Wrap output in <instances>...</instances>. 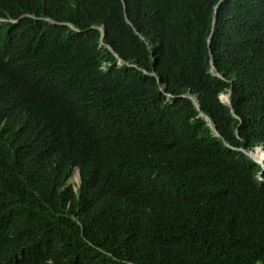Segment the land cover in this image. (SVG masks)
Segmentation results:
<instances>
[{
    "label": "trees",
    "instance_id": "trees-1",
    "mask_svg": "<svg viewBox=\"0 0 264 264\" xmlns=\"http://www.w3.org/2000/svg\"><path fill=\"white\" fill-rule=\"evenodd\" d=\"M215 4L0 0V264H264V0Z\"/></svg>",
    "mask_w": 264,
    "mask_h": 264
},
{
    "label": "water",
    "instance_id": "water-1",
    "mask_svg": "<svg viewBox=\"0 0 264 264\" xmlns=\"http://www.w3.org/2000/svg\"><path fill=\"white\" fill-rule=\"evenodd\" d=\"M219 1H220V0H216V4L213 6V10H212V11H213V15H214L215 7H216V5L219 3ZM213 19H214V18H213ZM69 25L73 27V25H71L70 23H69ZM102 34H103V29L100 30V36H101ZM114 54H115V53H114ZM115 55H116V54H115ZM116 56H117V55H116ZM117 58H119V57L117 56ZM208 73L211 74V75H214V76H220V77H222L221 74H220L219 72H217V71L215 70V68L213 67L212 59H211V58H209ZM230 88H231V86L228 87L227 91H226L225 93L221 94V95L219 96V98H220L222 101H224L225 103H227V104L229 105V110H230V112H231L234 116L238 117V116L233 112L232 107H231V103H230V100H229ZM223 95H224V96H223ZM194 102H195V104H196V101H195V100H194ZM199 114L202 115L205 119H207V123H208L209 127L214 131L215 134H217V130H216V128L213 126V124L210 122L209 118H208L206 115H204L201 111L199 112ZM257 147H259V146H257ZM243 151H244L247 155H249L253 160H255L256 162H258V163L260 164V166H261V167H260V170H262V169L264 168V164L262 163V161H261V160H258V159H256V158H254V157L250 154V149H248V150H243Z\"/></svg>",
    "mask_w": 264,
    "mask_h": 264
},
{
    "label": "rangeland",
    "instance_id": "rangeland-1",
    "mask_svg": "<svg viewBox=\"0 0 264 264\" xmlns=\"http://www.w3.org/2000/svg\"><path fill=\"white\" fill-rule=\"evenodd\" d=\"M257 146H259V148H257V150H259V151L262 150L261 152H258V153H261V155H262V153H263V157H262L261 161H262V163L264 164V150H263V148H262V145H261V144H256V145H253L252 147H249V148H251V149H255ZM72 178H73L74 180H78V175H77V173H76L75 171L73 172Z\"/></svg>",
    "mask_w": 264,
    "mask_h": 264
},
{
    "label": "bare ground",
    "instance_id": "bare-ground-1",
    "mask_svg": "<svg viewBox=\"0 0 264 264\" xmlns=\"http://www.w3.org/2000/svg\"><path fill=\"white\" fill-rule=\"evenodd\" d=\"M221 95V94H220ZM224 96V95H223ZM257 148H259V147H256L255 149H253V150H250V154L254 157V158H256V159H258V160H261L262 159V156H263V153H262V155H261V153H258V152H261V151H259V150H257Z\"/></svg>",
    "mask_w": 264,
    "mask_h": 264
},
{
    "label": "clouds",
    "instance_id": "clouds-1",
    "mask_svg": "<svg viewBox=\"0 0 264 264\" xmlns=\"http://www.w3.org/2000/svg\"><path fill=\"white\" fill-rule=\"evenodd\" d=\"M220 2V1H219ZM69 24V23H68ZM98 29H99V31L101 30V29H103V28H101V27H97ZM104 31V30H103ZM102 36V35H101ZM120 58H118V60H119ZM220 94H223V93H220ZM220 94L218 95V96H220ZM248 149H250L251 150V148H248ZM248 149H242V150H248ZM244 152V151H243ZM249 156V155H248ZM263 157V156H262ZM255 161V160H254ZM258 163V162H257Z\"/></svg>",
    "mask_w": 264,
    "mask_h": 264
}]
</instances>
